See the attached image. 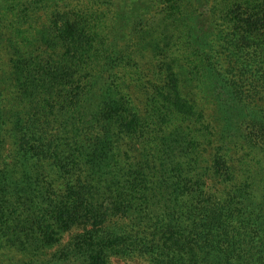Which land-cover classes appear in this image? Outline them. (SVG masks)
Here are the masks:
<instances>
[{
  "label": "trees",
  "instance_id": "obj_1",
  "mask_svg": "<svg viewBox=\"0 0 264 264\" xmlns=\"http://www.w3.org/2000/svg\"><path fill=\"white\" fill-rule=\"evenodd\" d=\"M0 264H264V0H0Z\"/></svg>",
  "mask_w": 264,
  "mask_h": 264
}]
</instances>
